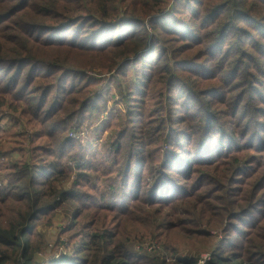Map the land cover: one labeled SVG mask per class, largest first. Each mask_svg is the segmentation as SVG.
<instances>
[{
  "label": "rangeland",
  "instance_id": "rangeland-1",
  "mask_svg": "<svg viewBox=\"0 0 264 264\" xmlns=\"http://www.w3.org/2000/svg\"><path fill=\"white\" fill-rule=\"evenodd\" d=\"M61 4L44 29L24 20L25 30H1L6 49L31 38V58H57L17 77L32 88L29 103L46 98L39 122L12 91L16 69L0 80V216L21 221L22 168L35 190L46 180L55 195L44 202L74 196L32 224L33 264L93 261L85 244L118 232L126 211L140 221L122 230L131 256L255 260L264 241V0Z\"/></svg>",
  "mask_w": 264,
  "mask_h": 264
},
{
  "label": "trees",
  "instance_id": "trees-1",
  "mask_svg": "<svg viewBox=\"0 0 264 264\" xmlns=\"http://www.w3.org/2000/svg\"><path fill=\"white\" fill-rule=\"evenodd\" d=\"M13 1L14 0H0V3H3L4 5L3 8H0V66L5 67L3 70H0V74H2V76L0 75V80L4 79L8 75V67L13 66V68L16 69V74L12 76V79H14V83L11 86L12 91L15 92L18 90L20 91V94L22 93L24 95V97L19 101H22L26 105V111H29L27 114L30 115L36 122H39L38 114L44 110L47 104V101H45L46 98L41 99L38 104L29 103L32 99H34L31 98L33 92H29L32 91L30 90L32 88L30 86H23L20 88V81L18 82L17 77L22 75L26 64L32 67H38L37 65H40V62H45L47 64L49 60H57V58H46L47 53L44 54L43 60L40 58H37V60L36 58H31L30 51L27 48L28 44L31 43L29 41L31 38L21 40L23 43L22 45L24 46L23 50L20 49L16 51L6 49L3 44L4 39L1 37V30H4L2 27L6 24H17V28H14L15 30H25L27 27L22 25L24 20L32 23V30L44 29L46 27V21L53 18V13L59 8L63 10V5L61 4L62 0H50L47 6L39 3L38 0H36L35 5L30 0H21L22 4L19 8L12 4ZM64 12L71 14L70 10H64ZM158 23H160V20ZM162 27L165 28L164 26ZM50 47L52 46H47V49H50ZM35 63H37V65ZM29 72L31 77L32 69H30ZM28 74L26 75L28 76ZM36 89L37 88H34V90ZM44 93L47 94L48 92L45 91ZM52 110V107L47 110L48 115L47 118H44V124L52 121V117H49V115H53ZM51 170H53L54 172H52L57 175L61 174V168H54ZM34 173H39V170H37V168L34 169ZM30 175V170L26 167L25 169L22 168V172L17 178H15V181L17 183H21L22 186H25L24 189L28 191L27 194H24V196L21 195L22 197L19 198L18 201V206L22 205V209L19 208L21 221L15 224V226H10L3 220V216H0V222L7 225V227L0 225V264H8L10 262L15 263L18 259L21 261V264H33L31 258L32 248L29 245L28 238L31 235L32 224H34L37 217L43 213L49 210H54L53 207L58 204L59 199L64 200L70 196L67 193H62L60 194V198L52 204L50 202H44L45 199H50L51 197H54L55 194L52 195L50 192L44 191L46 187V180L40 182L42 190H35V187L32 185L34 181ZM73 199L74 196H70L68 200ZM14 204L15 202L12 205ZM142 215H145V213H142ZM122 216L124 218V222L118 232H104L90 237L87 244H85L84 250H86L89 256L92 255L94 259L87 264H199V260L192 257L175 259L172 263H170L167 262L169 259L166 257L152 258L129 255L127 252L128 238L126 237V233H122V230L126 227H133L134 225H137V223H140V221L131 220V214L127 211L125 214H122ZM251 244L252 248L256 249L253 245V240H251ZM256 246L261 255L258 253L257 256L254 257L255 260H250L249 256H245L244 253L224 258L213 255L211 260L205 262L204 264H264V241L260 242L258 240Z\"/></svg>",
  "mask_w": 264,
  "mask_h": 264
}]
</instances>
